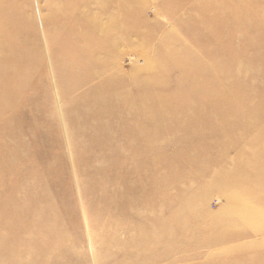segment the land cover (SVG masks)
Segmentation results:
<instances>
[{"label":"rangeland","instance_id":"rangeland-1","mask_svg":"<svg viewBox=\"0 0 264 264\" xmlns=\"http://www.w3.org/2000/svg\"><path fill=\"white\" fill-rule=\"evenodd\" d=\"M0 264H264V0H0Z\"/></svg>","mask_w":264,"mask_h":264},{"label":"bare ground","instance_id":"bare-ground-1","mask_svg":"<svg viewBox=\"0 0 264 264\" xmlns=\"http://www.w3.org/2000/svg\"><path fill=\"white\" fill-rule=\"evenodd\" d=\"M152 239V238H151Z\"/></svg>","mask_w":264,"mask_h":264}]
</instances>
